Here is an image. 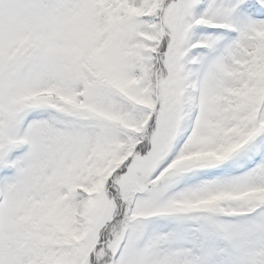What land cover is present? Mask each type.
Here are the masks:
<instances>
[{"label":"snow or ice","instance_id":"1","mask_svg":"<svg viewBox=\"0 0 264 264\" xmlns=\"http://www.w3.org/2000/svg\"><path fill=\"white\" fill-rule=\"evenodd\" d=\"M0 264H264V0H0Z\"/></svg>","mask_w":264,"mask_h":264}]
</instances>
